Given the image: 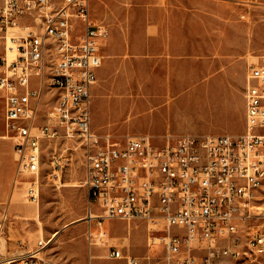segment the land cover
<instances>
[{
    "label": "built area",
    "instance_id": "1",
    "mask_svg": "<svg viewBox=\"0 0 264 264\" xmlns=\"http://www.w3.org/2000/svg\"><path fill=\"white\" fill-rule=\"evenodd\" d=\"M90 1L0 0V102L16 164L14 187L21 184L26 200L38 203L43 152L65 140L71 146L63 152L81 151L89 245L97 238L92 222L102 238L104 220H139L146 222L147 247H163L160 264L264 254V54L248 67L241 133L113 140L92 128L98 39L107 27L93 18ZM56 153L54 147L48 165L54 180L62 167ZM243 233L246 250H232ZM35 252L22 264H37ZM108 256L140 264L117 248Z\"/></svg>",
    "mask_w": 264,
    "mask_h": 264
},
{
    "label": "rangeland",
    "instance_id": "2",
    "mask_svg": "<svg viewBox=\"0 0 264 264\" xmlns=\"http://www.w3.org/2000/svg\"><path fill=\"white\" fill-rule=\"evenodd\" d=\"M90 10L108 31L102 72L92 90L96 133L119 141L137 135L162 141L166 135L244 130L248 67L264 54V0H91ZM3 130L0 102V135ZM5 141L0 150L6 159L0 176L7 188L0 199V264H22L28 251H36L37 264H71L59 253L64 240L51 233L71 221L88 225L81 151L63 152L61 147L71 146L65 140L45 149L39 200L31 203L21 184L14 187L16 164L11 142ZM54 147L62 157L56 180L48 176ZM27 206L33 214L21 211ZM102 227L106 235L99 242L86 240L83 264H126L124 258L107 256L113 248L139 258L140 264H160L164 250L157 244L147 247L146 222L104 220ZM91 229L97 234L100 225L92 222ZM244 235L232 250H246ZM218 264H264V254L241 252Z\"/></svg>",
    "mask_w": 264,
    "mask_h": 264
},
{
    "label": "crops",
    "instance_id": "3",
    "mask_svg": "<svg viewBox=\"0 0 264 264\" xmlns=\"http://www.w3.org/2000/svg\"><path fill=\"white\" fill-rule=\"evenodd\" d=\"M107 35H108V31L104 36H102L98 39L99 51L101 54V64H102V61L104 58V54L102 53L103 52L102 46L104 47V45L106 44ZM100 66L96 69V81L98 79V75H101V72H102V70L100 69ZM96 81H95V83H96ZM93 86L91 88V94H92ZM92 104L93 103H92V99H91V106H92ZM91 118H92V116H91ZM3 132H4V130H3ZM164 135L165 134L160 135L159 139H162L164 137ZM232 135H235V134H232ZM5 138L6 137H4V134L0 135V143L3 142L2 144H0V150H1V148H3V146L6 145V144H4V142H6ZM11 147H12V142H11ZM12 155H13V160H14L13 147H12V150H10V156H12ZM5 162H6L5 158H3V159L0 158V174H1V170H2V165ZM14 162H15V160H14ZM5 183H6V181H5ZM6 189L7 188H6V185L4 184V180L0 176V199H1V196L3 194V190L5 191ZM83 193L85 195H88L87 189H83ZM21 211L31 212L32 214L34 213L32 206H27L24 209H22ZM80 224L81 223H76V222L71 221V222L62 224L58 231L51 233L52 237L57 233L59 238L64 240V244H63V246H61L59 253L61 256L65 257L66 259H69V262L71 264H83V263H85L86 240H87L86 231H87L88 225H86L85 227H82V226H80ZM84 230H85V236H84ZM69 238H73L74 240L73 241H67V239H69ZM98 242L96 241L95 243L98 244ZM107 256H108V254H107ZM90 264H92V263L90 262ZM96 264H99V263L97 262Z\"/></svg>",
    "mask_w": 264,
    "mask_h": 264
},
{
    "label": "bare ground",
    "instance_id": "4",
    "mask_svg": "<svg viewBox=\"0 0 264 264\" xmlns=\"http://www.w3.org/2000/svg\"><path fill=\"white\" fill-rule=\"evenodd\" d=\"M262 22H264V21H262ZM250 36H251V34H250ZM12 55H13V52L12 51H8V53H7V56L10 58V57H12ZM88 217H91V215H89ZM244 228H251V220H244ZM103 233V231H99L97 234H96V237H97V241H99V240H101L99 237H100V235ZM55 236V235H54ZM53 236V237H54ZM241 252H237V253H235L234 255L235 256H239V254H240ZM243 254H244V252H242Z\"/></svg>",
    "mask_w": 264,
    "mask_h": 264
}]
</instances>
